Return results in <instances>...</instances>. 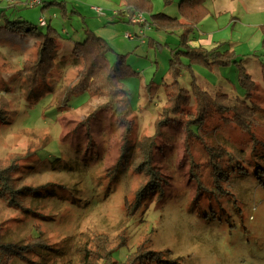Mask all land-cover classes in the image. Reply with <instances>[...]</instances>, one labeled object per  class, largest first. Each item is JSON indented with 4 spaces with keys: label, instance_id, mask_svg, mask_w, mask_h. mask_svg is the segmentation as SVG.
Returning <instances> with one entry per match:
<instances>
[{
    "label": "rangeland",
    "instance_id": "obj_1",
    "mask_svg": "<svg viewBox=\"0 0 264 264\" xmlns=\"http://www.w3.org/2000/svg\"><path fill=\"white\" fill-rule=\"evenodd\" d=\"M179 1L150 0L151 11L178 17ZM43 3L22 5L9 18L21 17L46 30L37 21L41 14L62 35L53 53L54 67L29 95L26 76L19 69L23 61L35 57L36 43L0 29V105L6 115L0 120V166L13 164L12 174L23 182L45 184L34 192L35 198H21V203L36 212L10 208L0 198V232L5 238L32 245L36 241L30 234L39 236L35 253L17 257L12 264H102L98 247L118 242L126 244L113 250L110 260L104 262L133 264L131 251L140 245L154 250L147 255H157L160 260L145 256L136 264H264L263 49L249 50L244 34L233 38L239 43L227 45L237 53H247L242 54L243 64L256 82L252 99L259 107L249 131L214 115L202 124V139L191 140L179 120L161 125L153 136L165 105V87L172 82L168 58L179 34L161 31L158 44L153 32H145V42L135 45L141 34L133 33L136 24L127 21L124 13L130 11L122 0H47L44 7ZM229 5L236 15L245 12L238 2ZM211 11L212 17L195 22L194 33H202L203 39L211 35L218 40L217 33L230 37L240 27L246 33L254 30L242 24L232 29L227 14L215 19ZM138 13L145 19L140 25L147 26L145 14ZM216 21L226 29L217 30ZM251 21L262 23L264 18ZM87 27L111 46L109 63L116 53L127 50L125 63L137 72L115 79L123 90L118 97L123 99L125 120L131 128L132 150L129 162L114 169L126 133L124 122L98 109L105 98L78 93L62 102L80 68L71 50L75 41L83 40ZM116 31L133 40L132 45L121 46L112 36ZM151 39L157 41L153 46L149 45ZM192 69L205 87L240 95L233 66L210 69L193 65ZM178 80L186 85L188 73L183 72ZM93 112L99 119L90 123L88 135L81 122ZM149 137H153L151 160L144 155ZM139 143L142 147L136 148ZM148 160L159 173L155 178L160 184L134 205L136 193L152 178L146 170L151 164ZM99 234L108 238V244L97 238ZM84 248L89 256L85 260ZM30 250L23 249L24 253Z\"/></svg>",
    "mask_w": 264,
    "mask_h": 264
},
{
    "label": "trees",
    "instance_id": "obj_2",
    "mask_svg": "<svg viewBox=\"0 0 264 264\" xmlns=\"http://www.w3.org/2000/svg\"><path fill=\"white\" fill-rule=\"evenodd\" d=\"M47 0H42L45 2ZM49 1V0H48ZM62 5V2H57ZM179 15L170 16L163 11H151L150 0H122V4L127 7L126 10L134 12H142L146 15V21L150 26L158 31L177 32L179 41L173 48L170 49L168 58V74L172 82L167 84L165 105L162 107L161 115L156 120L155 132L153 136L158 135L161 131V125H169L173 121H180L184 126L186 134L190 139H202L200 133L202 124L208 118L214 115H220L224 123H230L238 127L242 131H249L257 121V105L253 101L256 82L246 70L243 64L242 57L244 55L237 53L234 49L228 48L226 42H215L210 47L201 45H192L194 39L195 22L204 18L208 14V9L203 6L204 0H180L178 2ZM44 7V5H43ZM128 15L127 13H124ZM124 15V16H126ZM11 17H3L0 21V29L8 30L11 33L26 36L34 40L36 43V53L33 59H27L22 62L19 73H24L26 76V84L28 87L27 95L31 94L38 84L48 75L54 67V51L56 50L61 33L45 21L43 17L38 18L40 27L46 25V30L40 29L32 24L30 20L17 17L10 20ZM44 19V24L39 23V19ZM123 18V17H121ZM127 21H130L127 17ZM131 22V21H130ZM133 23V22H132ZM84 38L81 41H75L71 53L80 68L76 74L74 84L67 86L64 91L63 101L68 102L69 99L78 93H87L88 96H97L105 98L98 105V109L105 110L114 114L120 121L124 122L126 133L124 132V141L120 156L112 166L120 167L124 162H129V151L132 150L128 137L131 128L125 120V110L123 107V99L118 97L123 90L118 87L115 79L127 77L137 72L125 63L127 53H116L113 63H109L107 53L111 48L106 39L90 28H83ZM193 65H203L210 69L214 67L233 66L236 70V82L240 87V95L229 94L218 88L205 87L200 83L193 72ZM186 72L189 75L187 84H183L178 80V77ZM65 102V105H66ZM62 107V106H61ZM98 113H91L82 120L85 134L90 135V123L97 121ZM6 115L2 114V105H0V120H5ZM219 119V118H218ZM178 121V123H179ZM156 134V135H155ZM153 137L147 139L148 149L145 151V158L151 160L150 148ZM141 143V142H140ZM136 144L140 148L142 144ZM29 156V155H28ZM26 156V157H28ZM24 158V160L26 159ZM147 161L150 163L151 161ZM13 164L0 166V198L10 208L32 209L30 206L21 203V198H35L36 190H39L45 184H28L20 180L19 176H14L11 171ZM153 164L147 166V172H150L151 180L139 192L136 193L135 203H139L146 192L158 186L160 182L155 176L158 172L154 171ZM139 169V168H138ZM137 169V170H138ZM159 174V173H158ZM32 212L36 210L32 209ZM39 212V211H37ZM32 245L21 243L23 240H13L5 238V235L0 232V264H12L15 258H27L30 253H35V246L39 243V236H32ZM97 238L105 244H108V238L102 234L97 235ZM126 244L118 242L115 246L98 247L97 258L102 264H118L117 262H104L110 260V255L118 246ZM23 249H33L30 252L24 253ZM88 249L84 248L82 259L89 258L86 255ZM104 250V254L102 251ZM154 250H144L140 245H137L131 251V262H142L143 258H153L157 255H147L148 252ZM102 258H104L102 260ZM129 257L126 261H128ZM159 261L160 257H156ZM164 264V262H163Z\"/></svg>",
    "mask_w": 264,
    "mask_h": 264
},
{
    "label": "crops",
    "instance_id": "obj_3",
    "mask_svg": "<svg viewBox=\"0 0 264 264\" xmlns=\"http://www.w3.org/2000/svg\"><path fill=\"white\" fill-rule=\"evenodd\" d=\"M225 1H228V3H222L221 1H218V0H204L203 6H205L208 9V14L209 13L210 14L208 17L206 15L203 19H207L209 17H212V11H211V9H212L214 12L215 19L218 18L220 15L227 14L229 16L227 19V22L230 24L232 29H234L235 27H239L242 24V26H244V28L247 26H252V28H254L253 32L246 33V31L242 30V27H240L241 31H236L235 34H230V37L225 36L223 33H217L216 32L217 34L216 33L215 34H216V36H218V40H214L211 35L208 39H203L200 36V34H202V33H199L196 31L195 32L196 35H195V33L193 34L194 39H192V40H194V41L192 42V44L205 46V44L210 43V44H208V46L210 47L215 42H226L228 45H230V44L235 45V44L239 43V41H235L237 39H233V38L236 37V35H239V37L242 38V36L244 34V37H245L244 42H246L248 45H250L249 50H255L254 48H261L264 51V21L262 23L251 21V20H255L256 17H258L259 19H261L262 17L264 18V0H225ZM27 2H28V0H12V1L0 0V21L2 20L3 17H12L13 13L17 14V9L19 7H21L22 5H25V4L29 5ZM41 2H42V0L34 3L33 5H35L37 3H41ZM236 2H238L239 4H242V6L244 8L243 10L245 12H242V13H239L238 15H236L235 14L236 9H232V11H231V7L229 4L234 5ZM244 2L247 3V5H245ZM46 3H47V1H46ZM43 5L45 6V2L43 3ZM63 8H64V10H66L65 4H63ZM40 16H41V14L38 15V18ZM37 21H38V19H37ZM237 21H239L240 24L237 25L236 24ZM252 22H253V24H252ZM134 24H136V25L133 29V33L136 34L139 32L140 34L143 35L142 40L139 42L136 41L134 43L135 45H138V43L145 42V39H144L145 38V32L146 33L153 32L154 33L153 36L156 38V40H158V44H161L159 42V39L161 38L160 37L161 31H158L155 28L151 27L150 24H148L149 26L147 25L144 27L142 25H140L141 23H134ZM217 26H218L217 30L226 29L225 25H223V24L219 25L218 22H217ZM227 26H229V25H227ZM94 31L97 32L96 30H94ZM125 32H129V31H125ZM239 32H241V33L239 34ZM112 36H113V38L116 39V41L119 44H121V46L122 45H124V46H131L132 45L131 41H133V40H130V38H128V37H127L128 39H126V36L125 35L123 36L122 34H120L119 31H116L114 34H112ZM151 40L149 41L150 46H153L154 42L157 43V41H155L154 39H151ZM232 40H233V42H231ZM165 43H166V41H165ZM260 44L262 47L259 46ZM126 51L127 50H123L122 53L123 52L127 53ZM242 54H247V53H242Z\"/></svg>",
    "mask_w": 264,
    "mask_h": 264
},
{
    "label": "built area",
    "instance_id": "obj_4",
    "mask_svg": "<svg viewBox=\"0 0 264 264\" xmlns=\"http://www.w3.org/2000/svg\"><path fill=\"white\" fill-rule=\"evenodd\" d=\"M7 1H12V0H7ZM35 2H37V0H28L27 3H29V5H33V3H35ZM96 9H98V8H96ZM138 15H141V17H140L141 19L135 18V16H138ZM128 17H129L130 21L133 23H140V22H142L141 20H145L142 14H139L138 12H134V11H132V12L130 11V13L128 14ZM39 23L44 24V19L40 18ZM142 38H143V35L141 34L139 36V39L142 40Z\"/></svg>",
    "mask_w": 264,
    "mask_h": 264
}]
</instances>
